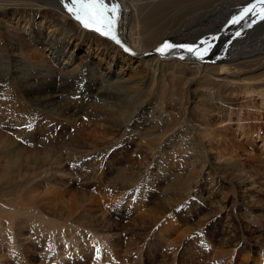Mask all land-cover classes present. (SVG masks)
<instances>
[{
    "label": "rangeland",
    "instance_id": "374dc122",
    "mask_svg": "<svg viewBox=\"0 0 264 264\" xmlns=\"http://www.w3.org/2000/svg\"><path fill=\"white\" fill-rule=\"evenodd\" d=\"M129 3L133 6L124 5L118 13L119 30L124 36L128 32L124 30V18L140 6V2ZM212 28L219 30L220 26ZM97 37L91 36L89 45L101 50ZM210 37L204 34L195 38L188 32L180 43L194 44ZM235 42L240 45L242 40ZM87 46L81 45L80 55L90 56V62L96 63ZM55 47L61 49L60 44ZM13 55L7 54L14 63L4 65V54L0 53L2 90L3 82L10 77L15 84L17 78L22 83L31 71L38 73V78L45 75L26 64L34 60L29 49H21L22 62L16 63ZM125 56L118 51L119 59ZM131 71H126L125 78L134 80ZM188 79L197 83L201 80L194 74ZM52 80L47 77L39 89L50 87V93L59 94L57 104L52 106L51 102L49 108L62 115L68 114H63L65 107L76 110L82 105L79 95L92 86L82 77L66 82ZM170 88L171 79L155 88L151 93L155 105L167 103L165 96ZM192 88L198 91L196 98L186 94L182 99L185 131L172 139L174 145L182 140L184 145L189 143L186 154L173 147L153 154L149 145L155 144L161 129L149 128L144 120L140 124L142 137L119 135L121 138L111 137L106 133L110 125L97 122L105 114L112 118L119 115L120 119L125 108L137 100L138 89L119 93L109 101L114 107L100 103V96L107 94L102 90L97 101L86 107V114L70 116L62 123L52 114L47 116V106L36 112L28 100H11L0 93V170L4 167L2 157L10 150L43 158L48 142L66 144L69 136H76L94 150H89L94 153L88 156L85 151H71L70 146L63 148L61 157L57 154L59 167H55L62 177L43 179L44 186L39 183L42 190L57 192L58 208L62 204L64 211L79 207L71 200H89L84 215L78 211L71 218L70 228L62 226L56 213L57 218L45 214L44 205L41 214L36 211L29 217L25 210L18 216L13 211H0V264H264V97L247 93L243 84H220L211 91L199 85ZM112 144L110 154L103 158L105 147ZM195 150L202 151L204 160L214 164L204 166ZM138 174H143V180L130 186ZM182 189L187 201L182 199ZM173 201L177 204L171 205ZM43 202L38 200L36 204ZM167 223L176 228L169 232ZM107 225L110 229L103 228Z\"/></svg>",
    "mask_w": 264,
    "mask_h": 264
},
{
    "label": "bare ground",
    "instance_id": "6f19581e",
    "mask_svg": "<svg viewBox=\"0 0 264 264\" xmlns=\"http://www.w3.org/2000/svg\"><path fill=\"white\" fill-rule=\"evenodd\" d=\"M129 1L113 0L119 3L120 8L124 5L133 6ZM132 1L140 2V6H136L135 12L128 19L124 18V30H128L126 36L119 30L121 24L116 22L115 34L121 41L118 45L109 37L83 29L78 22L63 12V6L59 0H0V40L3 43L0 53L4 54L3 64L11 65V61L13 62L7 56L8 53L15 55L13 56L16 63L22 62L21 49L27 48L34 53V60L26 62L28 67L38 68L45 73L44 76L41 75L42 77L38 78L39 74L31 71L22 83L20 79L15 78V84L12 83L10 77L3 82L2 85H5V88L4 90L0 88V93H5L11 100L21 99L25 102L28 100L36 112L40 111L39 108L45 109L47 106L48 110L45 111L47 116L52 114L62 123L70 116L86 114V107L97 101L96 97L100 96L102 90H107V94L100 96L102 100L100 103L114 107V104L109 103L111 99L126 90L138 89V97L133 104L135 106L125 108L120 119L119 115L112 118L105 114L99 117L97 122L110 125L111 128L106 133L111 137L116 135L118 138H121L119 135L142 137L139 134L143 132L140 127L142 120L146 121L149 128L161 129L155 139V144L149 145L153 154H160L163 149L169 150L172 147L179 148L181 153L186 154L189 143L184 145L182 140L174 145L172 139L182 136L185 131L186 107L182 99L186 94L192 99L196 98L198 91L192 87L199 85L211 91L213 88L218 89L220 84L232 87L236 84H243L245 88H248V90L245 89L247 93L249 91L250 94L256 93L264 97V20L260 19L259 7L255 10L256 14L248 15L237 23H231L233 17L239 18L243 9L254 3V0ZM40 2L46 7L43 8L38 4ZM197 22L199 25L192 28L191 26ZM212 26H220V29L214 30ZM72 27H75V30ZM49 29L51 32H46ZM188 32H191L195 38L204 34L211 35L210 38L205 39L208 42L206 44L200 45L201 40L194 43L200 46L203 59L198 60L180 49L163 57L156 52V48L165 41L180 45L182 37ZM95 34L102 39L94 36ZM91 36L99 38L101 50L91 48L89 45ZM238 39L242 40L240 45H236L235 41ZM12 41L15 44H11ZM86 43H88L86 50L95 55L96 63L90 62V56L80 55L81 45ZM57 44L61 45V49L55 47ZM9 45H14V48L9 49ZM125 49L128 50L125 51ZM120 50L126 55L124 59L118 57ZM131 63L135 64L134 68L131 67ZM14 69L17 70L18 67L14 66ZM130 69L134 72V80L125 78L126 71ZM193 74L201 79L198 83L188 79ZM47 77L57 82L82 77L87 78L92 86L89 91L82 92L81 95L77 92L80 97L79 102H83L82 105L76 110L65 107L63 114H68L62 115L55 113L54 111H59L54 110V107L49 108V103L53 102L52 106L57 104L59 94L50 93V87L44 90L39 89ZM170 79L171 88L165 96L167 103L155 105L151 93L155 88L166 85ZM256 84L261 86L254 87ZM39 91H43V94ZM214 92L215 90L212 91ZM92 98L93 100H89ZM84 105L83 110L81 107ZM126 113L127 116L123 119ZM72 138L70 136L67 138L71 141L69 145L68 141L58 146L56 142H48L49 149L46 150L47 153L43 158L29 153L25 154V152H10L11 150L2 157L4 167L0 170L1 212L13 211L14 215L18 216L25 210L29 217L33 216L36 211L41 214V207L44 205V213L57 218L56 213L60 216L57 219L62 221V226L67 228H70L71 218L75 213L79 211V214L84 215L89 200H71V198L70 200L77 203L79 207H69L64 211L62 204L58 208L57 192H49L50 189L46 191V188L42 190L39 185L43 183V179L50 177L54 179L56 175L62 177L61 171H57L55 167H59L57 154L61 157L60 151L63 148L70 146L71 151L75 150L79 153L85 151L88 156L94 153L89 151L92 150L89 145L76 140V136ZM113 146L114 144L105 147L103 158L106 154H110ZM192 152L187 154H192ZM195 152L199 155L202 153L200 150H195ZM201 158L203 165L207 168L214 164L204 160L203 155ZM143 177V174L136 175L135 180L137 181L130 182V186L137 185ZM184 190H181L182 193ZM182 195V199L187 201L188 195L184 193ZM38 200H44L43 204H36ZM175 204L177 202L173 201L171 205ZM55 208L58 209L55 211ZM80 221L83 223L85 217L82 216ZM103 228L110 229V226H103ZM165 228L170 232L176 226L167 223ZM71 232L74 233L73 230Z\"/></svg>",
    "mask_w": 264,
    "mask_h": 264
},
{
    "label": "snow or ice",
    "instance_id": "6c2138e0",
    "mask_svg": "<svg viewBox=\"0 0 264 264\" xmlns=\"http://www.w3.org/2000/svg\"><path fill=\"white\" fill-rule=\"evenodd\" d=\"M59 2L66 13L78 22L83 29L94 31L102 36L109 37L118 45L121 44L115 34V25L120 12L118 2H113V0H59ZM257 7L260 9V19L264 20V0H254V3L243 9L239 18L233 17L231 23H237L248 15L256 14ZM206 43L208 42L205 40L200 41V45ZM208 47L210 48L211 45L209 44ZM176 49L186 51L198 60L203 59L200 54V46L196 44L177 45L165 41L156 48V52L163 57ZM127 50L125 49V51Z\"/></svg>",
    "mask_w": 264,
    "mask_h": 264
}]
</instances>
